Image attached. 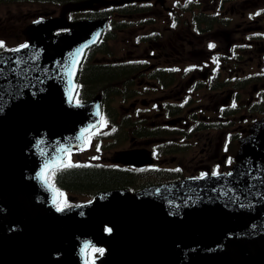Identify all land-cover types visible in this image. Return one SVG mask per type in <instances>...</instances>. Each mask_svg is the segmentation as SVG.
I'll return each mask as SVG.
<instances>
[{"label": "water", "instance_id": "95a60500", "mask_svg": "<svg viewBox=\"0 0 264 264\" xmlns=\"http://www.w3.org/2000/svg\"><path fill=\"white\" fill-rule=\"evenodd\" d=\"M104 25L40 20L25 30L26 47L0 53V264H86V238L105 248L100 264H264V117L227 174L98 194L78 219L50 206L60 195L49 169L99 121L98 100L73 95ZM60 26L71 30L55 35Z\"/></svg>", "mask_w": 264, "mask_h": 264}, {"label": "flooded vegetation", "instance_id": "af4514ba", "mask_svg": "<svg viewBox=\"0 0 264 264\" xmlns=\"http://www.w3.org/2000/svg\"><path fill=\"white\" fill-rule=\"evenodd\" d=\"M143 3L137 14L147 20L119 30L121 52L95 57L107 65L110 82L113 68L122 66L126 88L135 80L142 87L122 112L108 106L107 122L116 128L131 124L150 143L156 167L173 163L179 174L198 175L220 163L264 114V0ZM110 7V18H135L129 7ZM107 13L99 8L95 15ZM195 135L203 156L185 166L175 157L194 152ZM167 152L171 161L163 157Z\"/></svg>", "mask_w": 264, "mask_h": 264}, {"label": "rangeland", "instance_id": "374dc122", "mask_svg": "<svg viewBox=\"0 0 264 264\" xmlns=\"http://www.w3.org/2000/svg\"><path fill=\"white\" fill-rule=\"evenodd\" d=\"M11 1V0H10ZM170 2V0H169ZM61 6V5H60ZM60 6L58 3L53 1H47L46 3L41 2H28L25 0H21V2H14V3H3L0 5V41H2L5 45H12L17 42L23 40L21 35V29L24 24L27 22L30 16L38 15L40 12L44 11H53L51 14H56ZM81 17L80 13H75V18ZM114 37L106 39L105 46L114 54H118L121 52V47L123 46V35L118 33L117 30L114 31ZM95 57H101V52H96L94 54L93 60L90 62V67L94 69L98 76L97 83H88V89L90 90L91 94L95 96L102 90H104L107 95L105 96L106 100H104V105L107 108L111 106L115 109L116 112H122L124 107L128 106V103L134 100V96L138 95L139 91H142V87L139 83V80H135L129 85L127 88L123 83V79L126 80V77L116 73L113 82H110L108 79V75L106 73H100L99 68L102 66L100 61H96ZM126 97V100H125ZM148 123L150 120H146ZM145 121V122H146ZM114 125L110 122H104L100 127V134L97 132L93 135L96 137L94 140L90 138L87 141V144L81 148L76 154L73 156L71 163H81V162H95L102 164L103 166H110V159L113 158L119 150L124 149H141L142 150H149L151 148L150 143H143L142 137L134 131L135 128L131 124H121L118 126L119 133L114 136V132H112ZM225 129V128H223ZM222 129V130H223ZM111 130V131H108ZM226 136L222 137L221 143ZM194 139V152L189 153L188 156H177L175 159L182 160L185 166L194 163V160L190 162L189 160L193 157L194 159L201 158L203 154L200 152V147L202 146V142H199L197 136L193 137ZM97 141V142H96ZM99 143L105 148V158L104 161L107 163H102V158L97 156L100 150L96 149V144ZM181 143V142H179ZM182 143H185L182 142ZM93 147V148H92ZM225 147H223V151ZM172 152H167L163 155L166 161H171ZM210 158V157H209ZM169 166H173V163H168ZM97 166V164H96ZM97 170L93 169V172L84 173V174H107L103 172H95ZM170 172L169 169L161 170L160 168L156 167L155 165H151L150 167L143 168L141 170H136L135 172L128 173L126 177L121 175V180L123 181L122 184L130 182L134 183L135 185L148 183V182H155L159 179L164 178V176ZM134 176L133 178H131ZM108 177V176H107ZM119 179V178H118ZM113 183L107 182V185H111ZM91 184L85 185V187H91ZM69 189L71 186L67 185ZM91 191V190H90ZM97 191V190H96ZM95 191V192H96ZM75 196V199L84 200L88 198L91 194L89 190L81 192L78 186H74L72 188V192H67Z\"/></svg>", "mask_w": 264, "mask_h": 264}, {"label": "trees", "instance_id": "16d2710c", "mask_svg": "<svg viewBox=\"0 0 264 264\" xmlns=\"http://www.w3.org/2000/svg\"><path fill=\"white\" fill-rule=\"evenodd\" d=\"M100 71V70H99ZM93 73H95V71L93 70ZM97 75V74H95ZM98 82V77L95 78V80L92 82L93 83H97ZM81 171V172H79ZM78 172H75V175L73 176L72 179H69L67 181H65V184L63 185H69V186H78V187H82V188H104V187H108L114 184H122L123 181L121 180V178L119 176H112L110 174V170H105V171H100L103 173H107V174H102V173H97V174H84L82 173L83 170H79ZM120 175V174H117ZM108 176V177H107ZM119 178V179H118ZM107 182H111L113 184L111 185H107ZM91 184V187H85V185ZM64 187V186H63Z\"/></svg>", "mask_w": 264, "mask_h": 264}, {"label": "snow or ice", "instance_id": "6c2138e0", "mask_svg": "<svg viewBox=\"0 0 264 264\" xmlns=\"http://www.w3.org/2000/svg\"><path fill=\"white\" fill-rule=\"evenodd\" d=\"M257 15H259V13H257ZM4 45H3V42L2 41H0V47H3ZM27 45H23L22 47H26ZM210 47H214V45H210ZM233 106H235V105H233ZM73 165H71V164H65L64 165V167L65 168H67V167H72ZM215 174V173H214ZM54 203H55V201H54ZM68 207V204H67V202L65 201V202H63L62 203V205L61 206H57V208H56V211H58V212H61V211H64L65 210V208H67ZM107 231H111V229H107ZM85 247H87V244L85 245ZM95 251H98V252H100L101 254H103V249H95Z\"/></svg>", "mask_w": 264, "mask_h": 264}]
</instances>
